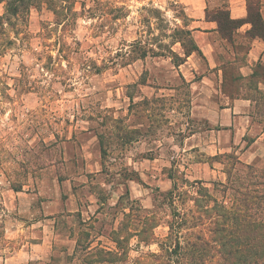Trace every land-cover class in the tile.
I'll return each mask as SVG.
<instances>
[{"label": "clouds", "instance_id": "obj_1", "mask_svg": "<svg viewBox=\"0 0 264 264\" xmlns=\"http://www.w3.org/2000/svg\"><path fill=\"white\" fill-rule=\"evenodd\" d=\"M7 4L0 264H199L205 220L264 199V109L226 79L264 42L222 50L215 0H39L11 24Z\"/></svg>", "mask_w": 264, "mask_h": 264}, {"label": "trees", "instance_id": "obj_2", "mask_svg": "<svg viewBox=\"0 0 264 264\" xmlns=\"http://www.w3.org/2000/svg\"><path fill=\"white\" fill-rule=\"evenodd\" d=\"M38 2L39 0H8L9 23L11 24V18L22 17L31 5H38ZM247 7L248 16L245 20H232L229 18L230 14L227 9H220L208 19L217 22L220 35L231 42L235 30L241 23L245 22L252 25V29L249 31L252 37H259L264 40L262 4L258 1L252 5L250 0H247ZM228 77L229 74L227 73V80ZM231 79L236 81L238 78L232 77ZM260 80H264V65L262 64L256 66L248 86L257 94L253 97L254 100L264 109V94L256 92V84ZM250 204L251 210L246 208L230 213H225L222 208H217L218 215L213 214L214 219L211 221L205 220V223L216 229L211 234L215 247H209L205 244L185 254L195 256L199 264H203L205 260L215 261V264H264V199L260 201L251 200Z\"/></svg>", "mask_w": 264, "mask_h": 264}, {"label": "crops", "instance_id": "obj_3", "mask_svg": "<svg viewBox=\"0 0 264 264\" xmlns=\"http://www.w3.org/2000/svg\"><path fill=\"white\" fill-rule=\"evenodd\" d=\"M228 3H229V7L227 8V10L229 11V14H230V17L232 20L241 21V20H245L247 18V16H248L247 0H228ZM261 4H262L261 12H262V15L264 18V3H261ZM208 21L209 22H215V21H212L210 19H208ZM215 24L218 25L217 22H215ZM248 25H250L251 27L250 28L247 27ZM251 29H252V25L250 23H246V22L241 23L234 32L232 42L229 41L227 38H223L220 35L218 28H214L211 30V35L209 38L211 39V37H215L216 41H217V36H218L220 38V40L223 42L222 50H227V51H230L232 53H235L237 55H235L233 58L234 59H240L241 57H239V53L241 52L242 46H245V50H244L245 51L244 55H245L247 53L248 46H249L250 42H264V40L259 38V37H252L249 34V31ZM241 37H246V38L241 39ZM205 55L210 56L211 53L205 52ZM259 55H260V60H259V62H257L256 66L258 64L264 65V53H260ZM255 69H256V67H255ZM255 69H254V73H255ZM250 79H252V77ZM249 80L247 82L241 83L240 78H238L236 81L238 83V86L235 90L242 89L245 92V94L249 95V86H248Z\"/></svg>", "mask_w": 264, "mask_h": 264}, {"label": "rangeland", "instance_id": "obj_4", "mask_svg": "<svg viewBox=\"0 0 264 264\" xmlns=\"http://www.w3.org/2000/svg\"><path fill=\"white\" fill-rule=\"evenodd\" d=\"M258 1L260 3H264V0H250L251 4L254 5L256 3H258ZM229 7V3L228 0H215V7L213 9V11L209 14V18H211L215 12L221 10H226ZM157 15H159V13H157ZM13 28L15 27V25L12 26ZM219 44V47L222 49L223 46V42L220 40V38L217 36V41ZM245 46L241 47V52L239 53V57H243L244 53H245ZM221 58L223 59V55H221ZM229 77L232 76L234 77V79L237 77L234 73L231 72V70L228 71ZM228 77V81L234 86L233 90H235L238 86V83L234 80L232 81V77L229 79ZM255 86V85H254ZM252 88V87H250ZM257 94L255 93V91L249 89V96L255 97ZM255 99V98H254Z\"/></svg>", "mask_w": 264, "mask_h": 264}]
</instances>
